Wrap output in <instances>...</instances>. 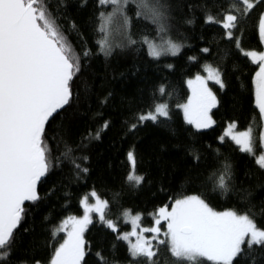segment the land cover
Returning <instances> with one entry per match:
<instances>
[{
	"label": "trees",
	"instance_id": "obj_1",
	"mask_svg": "<svg viewBox=\"0 0 264 264\" xmlns=\"http://www.w3.org/2000/svg\"><path fill=\"white\" fill-rule=\"evenodd\" d=\"M250 2L254 7L243 15L241 0H160L165 33H158V24L137 17L136 5L130 4L126 9L130 25L125 27L122 17L113 20L111 54L105 55L97 41L102 36L100 13L109 12L110 5L102 6L98 0H47L67 41L81 57V70L72 83L70 103L46 124L53 166L37 185L41 199L25 204L9 264L21 260L49 264L59 242L53 238L54 230L66 217L82 214L80 201L90 191L108 202L107 218L117 223L130 210L151 224L149 215L158 208L170 207L184 196L199 195L216 211L250 212L264 229V169L231 140L220 141L227 125L234 123L238 131L251 126L259 146L263 129L254 99L253 81L259 66L243 52L263 51L258 26L264 0ZM208 14L217 23H205ZM227 14L239 18L232 39L222 26ZM128 35L137 43L129 44ZM144 37L158 44L162 38L171 39L182 45L181 51L153 59ZM85 50L90 53L87 57L83 56ZM205 65L222 73L225 87L212 85L217 97V106L211 111L214 124L197 130L185 122L178 106L189 95L186 81L202 73ZM158 103L168 105L169 118L141 122L139 117ZM65 143L72 148L71 156L61 157L57 163ZM129 151L135 155V173L144 177L139 186L128 181ZM226 163L231 165L232 179L229 191L223 192L216 187V178ZM84 239L82 264H101L97 253L106 264H137L127 245L99 220L88 226ZM157 259L159 264H173L165 246H160ZM139 264L148 262L140 258ZM234 264H264V247H254Z\"/></svg>",
	"mask_w": 264,
	"mask_h": 264
},
{
	"label": "snow or ice",
	"instance_id": "obj_2",
	"mask_svg": "<svg viewBox=\"0 0 264 264\" xmlns=\"http://www.w3.org/2000/svg\"><path fill=\"white\" fill-rule=\"evenodd\" d=\"M98 2L102 6H112V12L100 13L99 32L102 36L97 43L105 55L111 54L110 25L113 20L122 17L124 26L130 25L126 14L130 4L136 5L137 17L158 24V33L166 32L162 23L165 18L164 5L160 0ZM243 4V15H247L254 5L250 0H243ZM238 19L235 14L224 16L222 26L228 39L233 38ZM205 23L217 21L208 14ZM258 31L259 39L264 43V14L260 16ZM127 41L129 44L137 43L131 35L127 36ZM143 42L153 59L166 54L176 56L182 47L171 39L162 38L158 44L144 37ZM236 43L239 47L238 38ZM202 51L207 52L208 49ZM89 54L85 50L83 56ZM244 55L259 66L253 81L255 106L260 119L264 121V52L251 51ZM80 70L81 57L67 41L47 0H0V262L4 264H9L15 251L16 230L24 219L25 202L35 203L41 199L37 185L53 166L52 149L46 140V124L70 103L72 83ZM204 70L207 76L197 74L187 81L191 95L187 103L178 106L183 110L185 122L197 130L210 128L214 124L210 112L217 106V97L208 82L212 81L221 89L225 87L218 69L205 65ZM159 91L161 95L165 94L163 86ZM160 118H169L166 103L156 104L154 110L141 115L139 120L158 123ZM235 127L234 123L230 124L224 136L230 137L239 146L240 152L254 155L257 137L253 135V128L250 126L245 131L235 132ZM99 135L97 132V139ZM223 139L221 137V142ZM258 141L260 147L264 148V130L260 131ZM64 147V152L56 158L57 163L61 157L67 159L71 156L72 148L66 143ZM127 159L133 169L128 181L133 182V186H139L144 177L134 173L136 160L133 151L127 153ZM256 164L264 169V154L256 159ZM75 167L83 172L88 171L87 168L81 169L79 164H75ZM231 179V165L226 163L223 172L216 178V187L228 192ZM91 196L95 198L94 204L88 202V197L80 201L84 212L82 217L69 216L54 230L53 238L61 232L66 233V237L55 248L49 264H82L86 255L84 233L93 223V213L107 228L117 232L114 221L107 218L108 202L101 200L94 191ZM124 216L125 222L131 223L132 231L117 238L129 242V254L137 264L140 258L148 264H159L157 257L160 246L167 248L173 264H203V261L234 264L236 259L254 247H264V229L257 225L250 212L216 211L199 195L175 199L170 210L168 206L160 207L151 228L140 227V214L132 215L130 210H126ZM161 221L167 225L163 233ZM147 232L153 234L150 239L144 235ZM161 235L164 239L160 238ZM133 236L135 243L130 240ZM97 256L101 264H106L100 253ZM18 264L29 262L21 260ZM35 264L41 262L37 260Z\"/></svg>",
	"mask_w": 264,
	"mask_h": 264
},
{
	"label": "rangeland",
	"instance_id": "obj_3",
	"mask_svg": "<svg viewBox=\"0 0 264 264\" xmlns=\"http://www.w3.org/2000/svg\"><path fill=\"white\" fill-rule=\"evenodd\" d=\"M241 1H243V0H241ZM109 12H106V13H110V12H112V6H110V9L108 10ZM111 26V25H110ZM165 39H168V38H165ZM152 41V40H151ZM153 42H155V41H153ZM156 43V42H155ZM263 46H264V43H263ZM147 49H148V47H147ZM245 52H251V51H244L243 52V54L245 53ZM262 52H264V50L262 51ZM257 53H260V52H257ZM247 57V56H246ZM250 61H251V58L250 57H247ZM252 62V61H251ZM254 64H256V65H258L257 63H254ZM259 70V69H258ZM200 75H202V76H207V72H205V70H204V68H203V71H202V73H200ZM195 78V76L193 77V78H190V79H194ZM190 79H188V80H190ZM187 80V81H188ZM187 81H186V85H187V88H188V90H189V95H188V98H189V96L191 95V90L189 89V87H188V84H187ZM212 85H215V86H219V85H217V84H215V83H213L212 81H209L208 82V86L211 88V90L213 91V93H214V95H215V92H214V89H213V87H212ZM188 98H187V100H186V102L185 103H187V101H188ZM254 99H255V86H254ZM185 103H183V104H185ZM180 108V107H179ZM258 109V108H257ZM180 110L182 111V114H183V118H184V113H183V110H182V108H180ZM212 111V110H211ZM259 111V110H258ZM210 115H211V112H210ZM212 117V116H211ZM263 122V129L262 130H264V121H262ZM230 124H233V123H230ZM230 124H228L227 125V127L225 128V130H224V132L222 133V136L221 137H224V139L223 140H225V139H229V140H231V138L230 137H226V136H224V133H225V131L228 129V127H229V125ZM192 126V125H191ZM213 126V125H212ZM193 127V126H192ZM194 128V127H193ZM211 128V127H210ZM206 129H209V128H206ZM200 130H202V129H200ZM234 131L235 132H239L238 130H236V127H235V129H234ZM245 131V130H244ZM221 137H220V141H221ZM232 141V140H231ZM234 144H235V142L234 141H232ZM236 145V144H235ZM236 146H238V145H236ZM256 146V145H255ZM239 147V146H238ZM261 154H264V148H261L260 147V145L259 146H256V152H255V154L254 155H252L253 157H255V159H257ZM129 162V161H128ZM129 166H130V171H129V174H128V176L133 172V169H132V166H131V164H130V162H129ZM134 173H135V170H134ZM136 174V173H135ZM137 175V174H136ZM131 183H133V182H131ZM93 191H90V192H88L82 199H84L85 197H88V202L90 203V204H94L96 201H95V198H93L92 196H91V193H92ZM98 196V195H97ZM99 197V196H98ZM100 198V197H99ZM101 199V198H100ZM101 200H103V199H101ZM105 201V200H104ZM80 205H81V203H80ZM81 208H82V214L81 215H79V216H75V217H82L83 216V214H84V212H83V207H82V205H81ZM159 209V208H158ZM157 209V210H158ZM157 210L154 212V213H151L150 215H149V218L151 219V224H146V222H145V220L143 221V216H142V219H141V221H140V227H143V228H151V227H153L154 226V224H155V213L157 212ZM169 210H170V207H169ZM125 212V211H124ZM124 212L122 213V215H121V220H120V223H117V222H114L115 224H116V226H117V232H114L115 233V235L118 237V235H122V234H125V233H129V232H131L132 231V225H131V223H127V222H125V220H126V217L124 216ZM131 214L132 215H136V214H138V213H132L131 212ZM92 216H93V220H99V216L96 214V213H93L92 214ZM68 217H66L65 219H67ZM65 219H63L62 220V222L65 220ZM100 221V220H99ZM61 222V223H62ZM61 223L58 225V227L57 228H59V226L61 225ZM56 228V229H57ZM111 230V229H110ZM167 230V225H166V223L164 222V221H161V233H163V232H165ZM112 231V230H111ZM137 231H139V229H137ZM113 232V231H112ZM144 235H145V237L146 238H151L152 237V233H150V232H147V233H144ZM65 237H66V233H64V232H61V233H59L58 235H56L55 236V238L57 239V238H59V242H58V245H57V247L59 246V244L60 243H62L63 242V240L65 239ZM161 237H163L162 235H161ZM164 238V237H163ZM135 237L133 236V237H130V240H131V242L132 243H135ZM119 240H121V241H123L126 245H127V247H128V249H129V242L128 241H125V240H122V239H119Z\"/></svg>",
	"mask_w": 264,
	"mask_h": 264
},
{
	"label": "crops",
	"instance_id": "obj_4",
	"mask_svg": "<svg viewBox=\"0 0 264 264\" xmlns=\"http://www.w3.org/2000/svg\"><path fill=\"white\" fill-rule=\"evenodd\" d=\"M264 14V13H263ZM258 29H259V26H258ZM262 45H263V43H262ZM263 50H264V46H263Z\"/></svg>",
	"mask_w": 264,
	"mask_h": 264
},
{
	"label": "water",
	"instance_id": "obj_5",
	"mask_svg": "<svg viewBox=\"0 0 264 264\" xmlns=\"http://www.w3.org/2000/svg\"><path fill=\"white\" fill-rule=\"evenodd\" d=\"M28 203V202H25V204Z\"/></svg>",
	"mask_w": 264,
	"mask_h": 264
}]
</instances>
